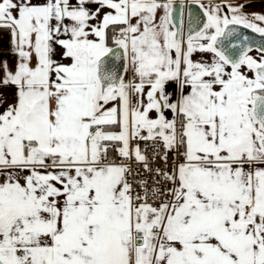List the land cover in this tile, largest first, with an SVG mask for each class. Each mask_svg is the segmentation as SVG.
<instances>
[{
    "label": "snow or ice",
    "instance_id": "obj_1",
    "mask_svg": "<svg viewBox=\"0 0 264 264\" xmlns=\"http://www.w3.org/2000/svg\"><path fill=\"white\" fill-rule=\"evenodd\" d=\"M247 7L0 0V264H264Z\"/></svg>",
    "mask_w": 264,
    "mask_h": 264
},
{
    "label": "crops",
    "instance_id": "obj_2",
    "mask_svg": "<svg viewBox=\"0 0 264 264\" xmlns=\"http://www.w3.org/2000/svg\"><path fill=\"white\" fill-rule=\"evenodd\" d=\"M238 3H246L249 7L246 8L247 12H261L264 13V0H236ZM5 34V41L0 47V55L7 57L10 61H14V57L9 54V37ZM0 94L6 98V103L13 102V89H0Z\"/></svg>",
    "mask_w": 264,
    "mask_h": 264
},
{
    "label": "built area",
    "instance_id": "obj_3",
    "mask_svg": "<svg viewBox=\"0 0 264 264\" xmlns=\"http://www.w3.org/2000/svg\"><path fill=\"white\" fill-rule=\"evenodd\" d=\"M5 41V34H0V47H2V45L4 44Z\"/></svg>",
    "mask_w": 264,
    "mask_h": 264
},
{
    "label": "water",
    "instance_id": "obj_4",
    "mask_svg": "<svg viewBox=\"0 0 264 264\" xmlns=\"http://www.w3.org/2000/svg\"><path fill=\"white\" fill-rule=\"evenodd\" d=\"M178 2H179V0H178Z\"/></svg>",
    "mask_w": 264,
    "mask_h": 264
}]
</instances>
